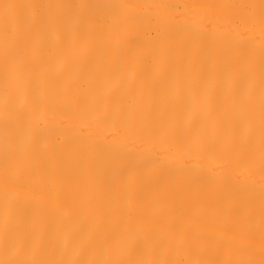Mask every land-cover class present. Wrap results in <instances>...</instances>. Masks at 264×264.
<instances>
[{
    "label": "bare ground",
    "instance_id": "6f19581e",
    "mask_svg": "<svg viewBox=\"0 0 264 264\" xmlns=\"http://www.w3.org/2000/svg\"><path fill=\"white\" fill-rule=\"evenodd\" d=\"M0 264H264V0H0Z\"/></svg>",
    "mask_w": 264,
    "mask_h": 264
}]
</instances>
